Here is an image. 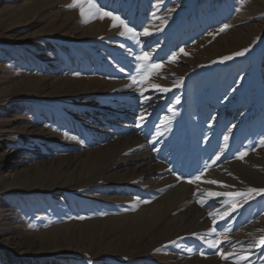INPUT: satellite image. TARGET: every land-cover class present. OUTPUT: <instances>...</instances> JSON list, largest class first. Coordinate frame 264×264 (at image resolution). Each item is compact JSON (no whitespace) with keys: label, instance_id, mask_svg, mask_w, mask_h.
Instances as JSON below:
<instances>
[{"label":"rangeland","instance_id":"374dc122","mask_svg":"<svg viewBox=\"0 0 264 264\" xmlns=\"http://www.w3.org/2000/svg\"><path fill=\"white\" fill-rule=\"evenodd\" d=\"M95 2L136 35L72 0H0V264H235L218 252L250 242L264 264V193L215 217L231 243L199 238L231 206L207 192L264 189V0ZM145 52L161 68L128 86ZM157 164L191 186L160 217L138 212L164 194Z\"/></svg>","mask_w":264,"mask_h":264},{"label":"snow or ice","instance_id":"6c2138e0","mask_svg":"<svg viewBox=\"0 0 264 264\" xmlns=\"http://www.w3.org/2000/svg\"><path fill=\"white\" fill-rule=\"evenodd\" d=\"M67 7L69 8H79V12H80V16L82 19H84L85 22H87L88 19H94L99 17L100 19H103L104 17H110L113 21H114V25L115 26V22H118L123 28L124 31L120 32L121 36H124L126 34H131L133 36L136 35V33L134 32V29L128 27L127 24H125V22L120 19L119 16L113 15V13L111 12H107L104 9L98 7V5L96 4L95 0H72V3L67 5ZM228 27V25H224L220 31H224L226 28ZM144 35H149V31L148 29L144 30ZM181 52H183V49L180 50ZM247 49L242 50L241 52H237L234 53V55H243L244 52H246ZM175 56V54H173V57H170V60L173 59ZM136 59L140 62V64L137 67V70L134 74L130 75L129 79L131 81V85L128 86H132L135 85L137 87H139L140 85H142L143 83H145L149 76H151V74L153 72L159 71L161 68L160 64L157 63H153V64H149V60H150V53H143L140 56H137ZM224 60H228L231 59V56H226L223 57ZM121 71H123V69H121ZM182 79V78H181ZM151 87L156 90V91H168L169 89L167 88H161L160 85H156L153 84L151 85ZM140 95L142 100H147L148 98L144 96V90L141 89L140 91ZM145 119V117L142 115L141 117H138L139 121H143ZM225 140L228 139L227 136L224 137ZM245 155V153L241 152L240 153V158H243V156ZM205 171H207V168H205ZM200 176H197L194 178V180H199ZM190 181V182H194ZM207 183H211V184H216L219 183L218 181L215 180H209L206 181ZM262 193H264V189H255V188H248L246 191L243 192H213V191H209L206 193V196L208 199H214L217 197H225V201L224 204L225 206H229L228 211L223 212V214H219V212H210L209 216L213 218L212 222L214 227L209 229L207 233L204 234V236H200L199 238L203 241V243H205L208 247L213 248V249H219L222 247V245L224 243H231L230 240L227 239V237L225 236L223 239L220 238V234L217 233L216 231V227L215 225H217L218 221L215 218L216 216H219V219L223 220L226 217H230V214L232 212H235L238 208V205L235 204V200L236 199H244L245 201L250 200L253 198V194L255 195H261ZM201 205H204L207 203L206 199H200L198 201ZM145 203H147V201H145ZM81 219L83 217H80ZM31 226V225H30ZM227 230H225L226 232ZM258 231H262L264 232V229H260ZM215 234V237H214ZM193 235H197V234H193ZM205 236L209 237L208 239H205ZM214 237V238H213ZM242 245V242H240ZM256 248H260L261 246H264V236H260L259 239L255 242L254 245ZM252 247V242L249 243V248L244 250L243 254H236L235 252L232 253H221L218 252V254L221 255V258L223 259H233L235 264H242V262H249V257L251 255V249ZM189 251H191V249H189ZM203 255V253H201Z\"/></svg>","mask_w":264,"mask_h":264},{"label":"bare ground","instance_id":"6f19581e","mask_svg":"<svg viewBox=\"0 0 264 264\" xmlns=\"http://www.w3.org/2000/svg\"><path fill=\"white\" fill-rule=\"evenodd\" d=\"M126 142H128V141H126ZM137 144H139V141L131 142V143L129 141L127 147L131 148L133 146H136ZM121 150H123V149H121ZM132 154H134V153H132ZM152 157H153V154H152L151 151H149V152H144V153L139 154V155L138 154L137 155H133V156H129L128 155V156H125V159L126 160L135 159L136 161H141L143 163L144 162L146 163V162H150L152 160ZM193 157L194 156L190 157L189 159H191ZM123 160H124V158H123ZM155 169L157 170V175H158L157 179L160 180V182L157 183V186H155V187H159L158 188L159 192H164V194L161 197H159V201L156 200L157 202L155 201L154 203H152L150 205L141 207L138 212L141 213V212H144V211H147V210L149 211V210L155 209L156 214L160 217V215H162L161 213L164 211V209L167 207V205L169 206L168 209L171 210V212H177V210H179V207H180V204L178 202L182 198L185 197V194L189 191L188 188L190 189L191 186H189L188 184L186 185L184 183H180L178 181L179 177L177 178L176 175L174 176V174H170L169 171L171 169L167 168V167H164L162 164H157ZM144 213L139 214L138 217H141ZM196 215H198V214H196ZM191 216H193V215H191ZM171 219H173V221H171V223H173V224L175 223L176 224L175 226H179V225H181L184 222L185 218H184V215H182L180 213L178 216L172 217ZM185 243H186L185 241L181 240L180 242H178V245H184ZM174 253L175 252H171L169 254V256L173 255Z\"/></svg>","mask_w":264,"mask_h":264}]
</instances>
